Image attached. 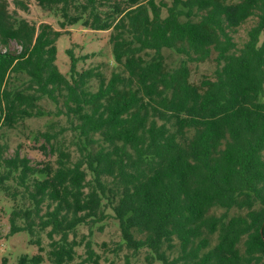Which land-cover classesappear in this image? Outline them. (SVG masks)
I'll return each instance as SVG.
<instances>
[{
  "label": "trees",
  "instance_id": "1",
  "mask_svg": "<svg viewBox=\"0 0 264 264\" xmlns=\"http://www.w3.org/2000/svg\"><path fill=\"white\" fill-rule=\"evenodd\" d=\"M39 5L60 8L61 30L17 19L9 0H0V129L43 116L44 98L67 118V126L40 133L57 154L54 163L33 165L19 150L6 157L0 146V189L20 202L9 235L37 237L38 253L18 264H73L82 245L87 261L98 264L78 228L111 217L123 244L146 249L149 263L264 264V0ZM84 16L94 31L113 30L120 68L110 78L95 68L79 71L72 50L70 78L57 65L63 30ZM250 19L239 46L235 35ZM13 41L20 50L9 49ZM169 49L186 61L171 66ZM212 58L214 76L192 82L189 63ZM19 79L23 85L15 86ZM68 131L75 151L66 148ZM232 209L240 213L230 216ZM41 233L49 239L47 259Z\"/></svg>",
  "mask_w": 264,
  "mask_h": 264
},
{
  "label": "rangeland",
  "instance_id": "2",
  "mask_svg": "<svg viewBox=\"0 0 264 264\" xmlns=\"http://www.w3.org/2000/svg\"><path fill=\"white\" fill-rule=\"evenodd\" d=\"M28 4L29 12L20 9L14 0H9L10 11L17 19L28 18L36 24L49 23L55 29L61 30L60 21L62 20L59 7L53 9H45L39 5V0H23ZM161 1V0H158ZM168 4H172L173 0H162ZM166 11L164 12V15ZM84 16L83 20L75 25L68 26L63 30V35L57 42L58 57L57 65L60 71L70 78L71 56L68 51L72 50L75 57L79 59L77 69L79 71L93 69L102 72V74L110 78L112 73L119 71L114 55L110 36L113 30L94 31L86 27ZM255 23L254 19L247 21L235 35L239 46L247 40V33L251 26ZM12 51L20 50L17 42L13 41L9 46ZM167 62L171 66H178L180 62H185L186 58L176 53L174 50L165 51ZM153 55L149 52V57ZM191 69V80L198 84L204 77H213L216 70V61L214 58L200 63H189ZM25 79V78H24ZM15 86H22V79L12 81ZM99 82L93 79L89 87L91 90H97ZM260 102L264 103V93L260 97ZM40 106L44 111V115L40 117L26 118L14 129H0V146H3L6 157H13L17 150L20 151L22 157H28L31 164L42 167L48 162L54 163L57 154L50 151V147L40 135L45 132L53 123H58L59 127L67 126V118L64 115L57 116V105L44 98L40 102ZM66 148L71 151L76 150L74 135L68 131L64 137ZM1 151V148H0ZM14 187L16 185L14 183ZM19 201L15 202L8 197L0 189V264H18V260L27 255L32 257L38 253V247L34 244L37 237H31L28 232H19L9 235L10 232V216L13 209L19 205ZM109 213L111 210L108 211ZM217 214H223L225 209L218 208L215 210ZM230 216L240 213L236 209L229 212ZM244 213V212H242ZM102 227V229H101ZM80 238L91 240L92 247L96 254L100 255L101 260L98 264H161L159 261L149 263L147 256L149 252L146 249L140 251H132L123 244L122 233L118 221L109 218L101 224L86 226L81 225L78 228ZM39 237L42 239L44 246V255L47 259V251L49 250V239L44 233ZM107 244V246H103ZM85 246H79L76 249V256L73 264H90L87 261ZM6 260V262H4ZM45 264H50L46 260Z\"/></svg>",
  "mask_w": 264,
  "mask_h": 264
}]
</instances>
